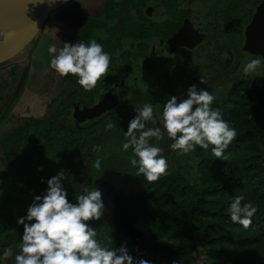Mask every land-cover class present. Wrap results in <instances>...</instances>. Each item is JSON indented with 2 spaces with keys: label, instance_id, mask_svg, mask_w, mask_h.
<instances>
[{
  "label": "flooded vegetation",
  "instance_id": "flooded-vegetation-1",
  "mask_svg": "<svg viewBox=\"0 0 264 264\" xmlns=\"http://www.w3.org/2000/svg\"><path fill=\"white\" fill-rule=\"evenodd\" d=\"M97 1L101 2L98 11L97 7L89 10L91 7L88 5L76 13L58 15L54 18V27L48 30V33H53L56 42H60V46L65 41L71 43L80 40L87 43L88 40L95 39L109 53L108 70L92 89H83L76 83L74 75L56 76L57 73L50 67L37 68L32 64L33 68L29 69L28 65L25 67L14 63V59L0 65V73L5 69L11 70L8 71L9 77L0 76V148L9 142V139L3 138V134L8 133L13 139L11 148L9 146L8 151L0 155V192L14 174H33L32 169L35 166L32 165L30 153L36 150L42 156L47 150L51 152V156L45 159L50 169L53 168L52 162L56 168L60 164V158L65 157L66 179H70L72 176L67 171L69 172V158L72 153L71 139H79L86 130L97 129L99 126L101 131H107L110 139H113L116 130L126 128L128 121L135 115L134 108L148 103L153 96L151 92L143 96L137 95L148 81V67L152 69L162 64L171 67L176 64L177 70L171 71L172 74L177 73L176 76H162L166 80L162 85L166 97L181 93L185 84L200 86V78L204 83L222 81L219 87L226 88V94L233 85L247 79H236V76L230 78L234 70L233 58L237 60L244 52L249 59L256 56L264 59L260 53L245 48L249 25L264 0ZM229 3L232 6H228ZM245 17L248 19L244 27ZM210 31H213L214 43L207 40ZM207 47L209 51L213 48L218 52L214 54V58L220 64L224 61V72L213 76L204 75L203 78L194 71L195 78L193 73L186 78L191 72L192 64L189 66L180 58L184 53L194 56L200 49L208 55L210 52ZM222 54L227 56L223 57ZM180 61L184 62V70L178 73ZM47 69L53 74L47 75ZM256 75L258 74L252 76ZM226 80L227 84H223ZM36 93L41 97L37 104ZM107 93L113 99L109 106L98 109L92 115L85 114L86 111L94 110ZM46 101L47 110L44 106ZM37 111L42 117L33 114ZM148 122L153 125L151 121H147L146 127ZM160 144L158 141L157 146L161 147ZM59 151L61 154H58ZM9 153L19 158L9 162L8 158L5 159ZM43 160L41 157L39 161ZM1 175L4 177L1 178ZM99 176L94 179L93 185ZM8 216L0 221H5ZM13 220L17 224L15 218Z\"/></svg>",
  "mask_w": 264,
  "mask_h": 264
},
{
  "label": "trees",
  "instance_id": "trees-1",
  "mask_svg": "<svg viewBox=\"0 0 264 264\" xmlns=\"http://www.w3.org/2000/svg\"><path fill=\"white\" fill-rule=\"evenodd\" d=\"M9 70L1 71L0 76L9 77ZM256 76L239 81L221 99L212 101L211 107L221 112L236 133L221 158L213 156L211 146L179 154L169 148L172 141L161 128L159 142L168 164L166 172L152 182L139 175L159 214L152 229L159 241L175 248V256L136 250L127 236L105 220L92 221L102 246L115 249L126 244L130 255L151 264H264V105L250 89L253 79L264 83V68ZM147 127L161 126L148 122ZM101 129L90 128L83 137L71 139L67 174L72 177L63 182L70 199L84 187L93 188L94 179L108 168L138 176L129 162L131 147L127 151L121 147L127 127L116 130L113 139ZM97 158L100 169L91 166ZM236 195H243L242 203L251 202L257 208L247 228L227 217L226 206ZM22 231L11 216L0 221V251L14 244L18 247Z\"/></svg>",
  "mask_w": 264,
  "mask_h": 264
},
{
  "label": "clouds",
  "instance_id": "clouds-1",
  "mask_svg": "<svg viewBox=\"0 0 264 264\" xmlns=\"http://www.w3.org/2000/svg\"><path fill=\"white\" fill-rule=\"evenodd\" d=\"M47 52L49 67L61 77L74 75L76 83L85 90L95 87L107 72L110 61L109 53L95 39L87 43L65 41L60 47L49 44ZM262 64L264 59L256 56L244 62L240 71L244 76L259 74ZM200 83H204L202 78ZM213 99V92L196 84L189 85L179 95H167L158 116L161 127H146V122L153 117L151 103L135 107L121 147L123 151L131 147L133 158L129 162L136 168V174H142L148 182L165 174L168 164L163 149L153 142L162 138L161 128L172 141L171 150L187 154L197 146L205 150L211 146L213 156L221 158L236 133L229 122L222 119L221 112L211 107ZM91 166L100 169L101 160L95 159ZM38 170H42V166ZM65 179L64 170L49 177L47 187L41 194L34 195L25 214L16 218L23 231L13 264H151L130 255L126 244L115 249L102 246L91 223L105 212L101 190L84 187L70 199L62 183ZM244 200L243 195H236L225 211L232 223L247 228L257 208L251 202L242 203ZM10 254L7 249L0 251V256Z\"/></svg>",
  "mask_w": 264,
  "mask_h": 264
},
{
  "label": "water",
  "instance_id": "water-1",
  "mask_svg": "<svg viewBox=\"0 0 264 264\" xmlns=\"http://www.w3.org/2000/svg\"><path fill=\"white\" fill-rule=\"evenodd\" d=\"M71 1L0 0V63L12 60L21 53L40 34L51 13ZM245 48L264 57V3L249 25ZM251 92L264 105V83L259 84L255 79ZM111 96L107 93L94 110L85 114L92 115L98 109L109 106L113 101ZM93 187L101 190L105 204V212L99 220H105L127 236L136 250L175 256V248L159 241L152 229L159 214L139 176L108 169L95 180Z\"/></svg>",
  "mask_w": 264,
  "mask_h": 264
},
{
  "label": "rangeland",
  "instance_id": "rangeland-1",
  "mask_svg": "<svg viewBox=\"0 0 264 264\" xmlns=\"http://www.w3.org/2000/svg\"><path fill=\"white\" fill-rule=\"evenodd\" d=\"M182 1H186V0H182ZM100 4H101V2H99L97 0H72V2L67 4L65 7L56 10V12H54L52 14V18L46 22V24H45L44 28L42 29V31L40 32V34L30 43L29 46L25 47L21 51V53H19L14 58L13 62L16 64H19V65L22 64L25 67H27V65H28L27 68H29V69L33 68V65H35V67H37V68H43L44 66L49 67L48 62L50 60V56L47 52L48 45L49 44H55L57 47H60V42H56V38H55V36H53V33H51V32L48 33V30L51 29L52 27H54L53 26L54 18H57L58 15L59 16H63V15L65 16L66 14L76 13L79 10H81L82 8H87L88 5H90V7H91V8H88L89 10H94L97 7V11H98ZM246 11H245V14H246ZM247 19L248 18L245 17L244 27L247 24V22H246ZM209 33L210 34L208 35L207 40L212 41L214 43L215 38L213 36L214 35L213 31H210ZM209 45H211V44H209ZM207 49L209 51L208 47H207ZM200 50L196 51L194 56H192V54H190V53H184L183 56L180 58V59H183L184 61H186L185 64H188L189 66H190V64H192L191 72L186 76V78L189 76H192L191 75L192 73H193V78H195L196 76L194 75V71L196 72L195 73L196 75H200L201 77H203L204 75H209V76L219 75L220 73L224 72V61L222 64H220V61L218 59L216 60V58H214V56L218 52H215V50H213V48H211L212 51L210 50L209 51L210 54L207 55V54H205V52H203V49H200ZM222 55H223V57L227 56L226 54H222ZM248 59H249L248 54L244 53V52L242 53V55L240 57L237 58V60H235L233 58V62H234L233 63V69L234 70L232 69L233 71L230 74V78L232 76H236V79L250 78L252 75L255 74V73H251L247 76H244V75H242V73L240 71L242 64L244 62H246ZM32 60H33V62H32ZM28 61H29V64H27ZM191 61H193V63ZM183 63H184L183 61L179 62L180 68L178 69L179 70L178 73H181L184 70L182 68ZM175 66H176V64L171 66V67H168V66L162 64V65H159L158 67H155L152 69L150 67H148L147 68V72L149 73L148 81L146 82V85L141 88V91H138V93H137V95L139 94L142 96L148 92L153 93L152 98L148 102V103H151L152 107H153V117L149 121H151L153 124H158L159 126H161L159 118H158L159 112L161 111V109L163 107V102L166 99V94H164V90L162 88L163 87L162 85L166 83V80H165V78H162V76H165V75H168V77L176 76L177 73H175V74L171 73V71L177 70V69H175L176 68ZM262 68H263V64L261 65L260 69H262ZM46 74L52 75L53 72H51L50 69H47ZM55 75L58 76V74H55ZM221 82L222 81H216L215 80V81H211L208 83H203V84L201 83L200 86H198V85L197 86L198 87H205L210 92H213L214 93L213 101H214V100L221 98L226 92V88H220L219 87V83H221ZM227 82H228V80H226L223 84H225V83L227 84ZM189 85H191V84H185L183 87V90L181 92L185 91ZM223 86L224 85H222V87ZM173 95H176V93H173ZM40 98L41 97L36 93V98H35L36 104ZM46 105H48L47 101L44 103L45 107H46ZM37 110H39V108H37ZM46 110H47V107H46ZM33 114L35 116L42 117L41 114L38 113V111L34 112ZM2 136H3V138L6 137L7 139H9L8 141L10 143L8 142L7 144H4L0 148V155L5 154L8 151L9 146L11 148V142L13 141V139L11 138V136L8 133L3 134ZM2 136H1V138H2ZM5 142L6 141H3V143H5ZM153 142L157 144L158 141L156 142L153 139ZM12 149H14V148H12ZM164 151H167V149ZM13 152H14V150H13ZM58 154H61V151H59ZM30 156L32 158V165L35 166L32 169V170H34V172H32L33 174H30L28 172L27 173L23 172L24 174H19V175L14 174L13 178H11V180L8 181L4 190H2L0 192V220L4 219V217L8 216V215H11L13 218H15V220L18 216L24 215L28 205L31 203L33 196L37 195V193L40 194L46 188V186L43 185L46 183V181H44V180H47L49 177H51L53 175H56V173L58 171L64 170V168H65V165H64L65 159H66L65 157L60 158V160H59L60 164L58 167L55 168L52 161L51 162H52L53 168L50 169L47 167V163H46L45 159H48L51 156V152L48 150L43 153V156L41 155V152H39V150L31 152ZM41 157L44 158L43 161H39L41 159ZM7 158L9 160V162H11V159L17 160L19 157L17 155L9 153V155L5 159H7ZM24 158H26V156ZM23 163H24V161H22V164ZM28 163H29V160L26 161V164H28ZM41 166H42V170H38L39 168H41ZM65 176H66V174H65ZM40 179L41 180L43 179L44 182H40ZM62 183H63V181H62ZM2 184H5V182L4 183L2 182ZM32 188H34V189H32ZM20 226L23 227L22 225H20ZM15 239L16 238H13V240H11V241L13 242ZM7 250H9V252L11 254L7 257L0 256V264H13L14 256L18 252V247L14 244L11 248H9Z\"/></svg>",
  "mask_w": 264,
  "mask_h": 264
},
{
  "label": "bare ground",
  "instance_id": "bare-ground-1",
  "mask_svg": "<svg viewBox=\"0 0 264 264\" xmlns=\"http://www.w3.org/2000/svg\"><path fill=\"white\" fill-rule=\"evenodd\" d=\"M18 40V39H17Z\"/></svg>",
  "mask_w": 264,
  "mask_h": 264
}]
</instances>
